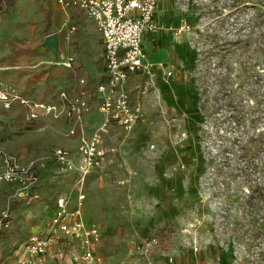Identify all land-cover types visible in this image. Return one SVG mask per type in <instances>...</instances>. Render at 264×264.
Wrapping results in <instances>:
<instances>
[{
    "label": "rangeland",
    "instance_id": "rangeland-1",
    "mask_svg": "<svg viewBox=\"0 0 264 264\" xmlns=\"http://www.w3.org/2000/svg\"><path fill=\"white\" fill-rule=\"evenodd\" d=\"M169 2L170 18L177 20L170 32L184 39L192 55L184 70L196 94L195 117L192 114L187 126L184 117L166 124L154 118L155 108L147 102L151 117L141 142L107 137L106 142L116 146L120 155L104 167L111 153L107 152L102 166L86 177L84 222L96 223L101 229L95 250L103 264H169L166 258L170 255L171 264L210 262L217 257L223 264H264V0ZM71 20L81 26L75 24L67 41L66 25ZM89 21L81 10H63L54 0H17L10 11L0 14L2 84L16 87L33 100H57L56 86L45 89L36 84L42 75L38 67H45L42 72H46L51 64L26 67L55 60L43 40L49 33L58 35L60 52L74 56L84 68L79 70L82 74L98 80L100 40ZM184 24L186 30L174 31ZM143 50L150 61L169 65L177 61L174 54H152L149 43ZM64 71L56 67L54 75ZM23 74H27L25 79ZM17 110L0 108V150L21 163L32 161L37 171H44L18 203L20 187L0 184V211L11 214L9 223L0 224V250L30 232L34 224L24 219L30 207L43 220L55 197L72 189L76 176L61 171L53 157L58 146L76 150L74 141L64 135L66 121L48 118L44 123L56 122L26 131L19 123L23 109ZM97 118L101 119L99 113ZM61 136L68 143L63 144ZM150 143L156 144L157 154L147 149ZM172 146L189 157L184 167L179 163L170 167L168 175L182 172L173 189L161 185L155 170L157 160ZM162 225L173 228L169 246L145 254L138 246Z\"/></svg>",
    "mask_w": 264,
    "mask_h": 264
},
{
    "label": "built area",
    "instance_id": "built-area-1",
    "mask_svg": "<svg viewBox=\"0 0 264 264\" xmlns=\"http://www.w3.org/2000/svg\"><path fill=\"white\" fill-rule=\"evenodd\" d=\"M162 0H54L59 8L69 7L81 10L86 18L93 22L100 36L102 45L103 75L93 87L84 77H76L69 87L58 90L57 100L53 102L37 101L28 98L11 85L0 81V108L4 110L23 109L26 121H42L44 119H64L72 123L68 135L77 134V150L73 153L57 147L53 157L59 168L66 172H74L76 177L72 189L59 194L55 198V208L44 233H32L20 246L19 264H48L45 256L50 247L60 236L70 247L71 264H103L102 256L95 250L102 232L96 223L86 224L83 218L86 199L83 184L94 168L105 162L107 151L104 148V134L112 127L118 126L129 133L134 127L146 123L144 106L156 103L159 91L155 80L159 77L167 80L171 70L163 68L160 62L149 63L142 47L143 36L157 29L154 12ZM187 29L186 24L175 28V32ZM65 39L75 31L74 25H66ZM193 49L195 44L189 41ZM197 54L199 51L196 52ZM73 58L65 56L53 64L72 69ZM141 74L143 79L136 88L135 97L129 87V79ZM89 95L97 103V112L101 115L99 123L89 135L81 127L85 117L92 110ZM166 124H175L179 118L174 115L163 117ZM147 149L155 154L158 148L150 143ZM41 167V165H40ZM39 171V169H38ZM37 166L32 162L21 163L10 154L0 150V184H15L21 191H28L38 180ZM7 217L2 211L0 221ZM155 239L148 240L138 246L145 254L158 251L154 246ZM198 251L197 245L192 248ZM58 259H63L60 252ZM173 263V256L166 258ZM195 264H223L220 257Z\"/></svg>",
    "mask_w": 264,
    "mask_h": 264
},
{
    "label": "crops",
    "instance_id": "crops-1",
    "mask_svg": "<svg viewBox=\"0 0 264 264\" xmlns=\"http://www.w3.org/2000/svg\"><path fill=\"white\" fill-rule=\"evenodd\" d=\"M170 9L172 10L171 3L169 2V0H162L159 2V4L157 5V7L155 9V12H154V21L158 27L154 32L147 33L143 36L142 47L144 44L149 43L151 45V49L153 51L152 54L162 56L163 53H170V54H174V57H177V59H176L177 61H175L174 63H172L170 65L167 63H164L163 61H150L146 57L147 62H149V63L160 62L161 64H163V68L171 70V72H172L171 77H169L167 80H163L161 78V72H159V77L155 80V87L159 91V98H158L156 103L152 104V106L155 108L154 112H156V113H154L155 114L154 118L159 117L160 120H163V117L174 115L177 118H179V120H182V118L184 117V122L186 123V126H187L189 119H190V121L193 120L192 114L195 112V105H196V103H195L196 94H195V92L191 86L190 79H189V77H187V75L185 74V70H184L186 67H188L189 62L192 58V55L189 52V50H188V48L184 42V39L182 40V38H178V36L175 35L174 32L173 33L170 32V31H172V29H174L175 25L177 24L176 17L173 19L170 18ZM65 16H67L66 20L69 21L71 19V17H69L68 14H66ZM89 22L93 25V28H94L95 32L97 33L93 22L92 21H89ZM75 24L77 26V23H75L71 20L70 25L75 26ZM80 24L78 26H81ZM81 28L83 29V31L86 30L85 26H82ZM47 35L48 34H46L43 37V40ZM97 35H98L99 40H100V36L98 33H97ZM56 39H57V41H56V52L54 53L51 50H49L56 56L55 60H53V59L52 60L51 59L46 60V61L43 60V61H39L37 63H32L30 65H26L27 68L34 69L37 66H39V64H41V63L51 64L50 67L52 69L50 71H46V72H42V71H44L45 67H41V66L38 67L39 69H41L40 72L42 73V75H41V79L39 78L38 80H36V84L41 86V88L45 87V89L49 85L50 86H52V85L56 86L55 90H56V94H57L58 90H60L61 88L69 87V85H71L73 83V81L76 77H84L89 81V87L90 88L93 87V85L98 80L101 79V77L103 75V70H104L103 60H102L101 40H100V48H101L100 56H101V60H102V69L100 72L99 79L96 80V79H92L91 77L87 76L85 74V72L83 74L80 72L82 70L84 71V68H82L76 64V60H75L74 56L65 55L64 53L60 52V46L61 45L59 43L57 34H56ZM178 39H180V40H178ZM62 56L63 57L71 56L73 58L72 69H66L62 66H55L53 64L57 59L61 58ZM51 58H53V55ZM9 67L14 69L17 66H7V67H5V69H7ZM56 67L64 68L65 71L61 74L57 73L56 75H54V71L56 70ZM2 68L3 67H0V69H2ZM21 71H23V70H21ZM87 71H90L89 67H87ZM76 72H78V75H76ZM71 74H73V75H71ZM26 75L27 74H23L22 78L25 79ZM45 75H46L47 79L42 80V76H45ZM63 75H64V78H62ZM142 79H143V76L141 74H137V75H135L129 79V87L132 90L134 97H135V93H136V88H137V86L140 85ZM32 85H33V83H32ZM37 101H46V100L37 99ZM89 101L91 102L93 111L85 117V120L81 126L86 135H89L91 133V131L94 129V127L100 121L97 118V113H98L97 112V103L95 102V100L93 99V97L91 95H89ZM94 102H95V104H94ZM144 111H145V115H146V123L144 125H139V126L134 127L133 130L129 133L124 132L118 126H112L104 134V141H103L104 148L107 151H109V149H111V148L114 149L113 152L107 154L106 163H105L104 167L108 164H112L115 160H117V158H118L117 155H120V150L118 152V148L116 146L109 145L106 142L107 137L111 138V136H113V135H118L119 137H121L122 140L128 139V140H135V141H140V142L143 140L144 137H142V134L145 133V130H146L145 126L147 125V123L149 122L150 117H151V114L148 112L149 109L146 107V105L144 106ZM18 114H19V112H18ZM193 116L195 117L194 114H193ZM154 118H153V121H154ZM65 121H66V123H65L66 130L64 132V135L66 137H69L70 139H72L74 141V143L76 144L75 148L77 150V146H78L77 134L68 135V131L70 128L73 127V125L71 122H69L67 120H65ZM24 122H27L24 118H21V120L19 121L20 124H22ZM38 122L41 124L40 127H43V126L47 127L49 124L56 122V121H49V122L44 123L45 120L44 121L42 120V121H38ZM20 127L22 128V125ZM40 127H38L37 129H39ZM37 129H35V130H37ZM26 131H33V130H26ZM62 139H63V137L61 136V142L63 144L68 143ZM187 142H189V141H187ZM58 147L67 149L69 151L72 150L70 147H64V146H58ZM181 147H182V141H181ZM188 159H189V157L187 156V158H186L185 152L182 149H180L178 146L177 147L172 146V148H170L169 150H166V152H164L160 156V158L156 162L155 170H156L158 177H160V180L162 181L161 185L163 187H170L172 189L174 187H178L177 184H178L180 178L182 177V172L179 170H176V167H174V170H176V171H174V173L171 172L168 175V171L170 170L171 166H173L174 164H177V163H179L180 165H183V167H184V164L187 163ZM43 171H44L43 168L39 170L38 179L40 177V174ZM61 171H63V170H61ZM63 172H66V171H63ZM69 173H72V172H69ZM73 180L75 181V178ZM74 181H73V184H74ZM73 184H72V186H73ZM28 193H29V190L24 192V191H21L20 189H17V195H18L17 200L18 201L16 200L15 202L16 203L20 202L22 199H24V196H26ZM59 194H61V193H59ZM54 208H55V199L50 206L49 213L47 214V216L43 217V220L39 221V215L35 214L33 212L31 213L30 211L31 210L34 211V210H33V208L30 207L31 210L26 212L24 219L28 223H30L32 221L33 222L32 224H34V226L30 227L31 228L30 232L28 231V234L25 236V238L22 241L13 242L12 244L7 243V245L4 244L3 247L1 246L2 250H0V264H19L18 261H19V256H20V246L22 245V243L25 241V239L27 238V236L29 234L44 233L47 230V226L49 224L50 217L53 214ZM36 210L37 209H35V211ZM2 211H6L7 217H11L10 211L8 212L7 210L3 209L0 211V215H1ZM7 217L5 219L1 220L0 224L4 225V224L9 223V220H7ZM2 221H5V222H2ZM87 224H90V223L87 222ZM57 252H60L62 254L63 259L60 260L57 258V256H56ZM45 258H46L48 264H71L70 247L68 244H65V239L62 236H60L58 241L50 247Z\"/></svg>",
    "mask_w": 264,
    "mask_h": 264
},
{
    "label": "trees",
    "instance_id": "trees-1",
    "mask_svg": "<svg viewBox=\"0 0 264 264\" xmlns=\"http://www.w3.org/2000/svg\"><path fill=\"white\" fill-rule=\"evenodd\" d=\"M17 0H0V14L7 13L16 4ZM3 111V110H2ZM18 111V110H17ZM24 130H35L40 127L38 121H27L21 124ZM173 232L172 226L162 225L155 229L154 233L147 236L146 241L155 239L154 246L159 249L167 248L170 244L171 235Z\"/></svg>",
    "mask_w": 264,
    "mask_h": 264
},
{
    "label": "water",
    "instance_id": "water-1",
    "mask_svg": "<svg viewBox=\"0 0 264 264\" xmlns=\"http://www.w3.org/2000/svg\"><path fill=\"white\" fill-rule=\"evenodd\" d=\"M56 34L55 33H51L48 34L45 38H44V44L48 47L49 50H51L52 52H56Z\"/></svg>",
    "mask_w": 264,
    "mask_h": 264
}]
</instances>
